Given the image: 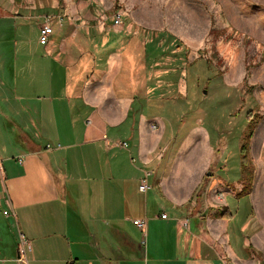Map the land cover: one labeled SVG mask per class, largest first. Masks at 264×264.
<instances>
[{"label":"crops","instance_id":"0c3cea01","mask_svg":"<svg viewBox=\"0 0 264 264\" xmlns=\"http://www.w3.org/2000/svg\"><path fill=\"white\" fill-rule=\"evenodd\" d=\"M47 15L0 0V264H16L19 233L28 264H264L257 240L232 245L218 203L239 191L210 177V138L178 88L109 51L122 34L62 11L41 44Z\"/></svg>","mask_w":264,"mask_h":264},{"label":"rangeland","instance_id":"374dc122","mask_svg":"<svg viewBox=\"0 0 264 264\" xmlns=\"http://www.w3.org/2000/svg\"><path fill=\"white\" fill-rule=\"evenodd\" d=\"M15 3L48 14L45 18L62 11L73 25L110 31V39L122 34L125 42L111 40L109 51L124 61H154L163 91L178 88L177 102L189 115L188 126L199 119L208 133L210 177L227 175L224 190L239 191L227 197L229 207L218 200L225 214L234 216L232 245L243 249L245 241L255 239L264 246V0ZM116 15L120 27L114 25Z\"/></svg>","mask_w":264,"mask_h":264},{"label":"built area","instance_id":"2783aa9c","mask_svg":"<svg viewBox=\"0 0 264 264\" xmlns=\"http://www.w3.org/2000/svg\"><path fill=\"white\" fill-rule=\"evenodd\" d=\"M115 21H114V25L116 27H120L121 25V18L120 15H116L114 17ZM63 20L62 17L59 19V21ZM61 26V24H60ZM54 32V28L51 24V20L50 17H47L44 19L43 24L40 26V32H39V41L41 44H47L49 42L50 37L52 36ZM106 138V137H105ZM118 146L120 147H127V143L123 142V143H118ZM149 176V173H146V178L143 180V182L140 184V191L141 192H146L149 189V185L147 182V177ZM163 218H166L165 215L162 216ZM134 224L141 230H145L146 227V222L144 220H135ZM187 223L184 224V226H186ZM18 259L16 260V264H28V260H27V251L28 249L30 250L29 247V241L28 239L25 237L24 234L19 233L18 235Z\"/></svg>","mask_w":264,"mask_h":264},{"label":"trees","instance_id":"16d2710c","mask_svg":"<svg viewBox=\"0 0 264 264\" xmlns=\"http://www.w3.org/2000/svg\"><path fill=\"white\" fill-rule=\"evenodd\" d=\"M240 197L242 198L243 196L241 195ZM224 215H225V213H224ZM224 215H223V216H224Z\"/></svg>","mask_w":264,"mask_h":264}]
</instances>
